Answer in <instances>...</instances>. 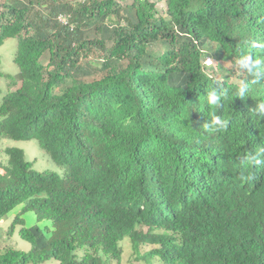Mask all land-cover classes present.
Masks as SVG:
<instances>
[{
  "label": "trees",
  "instance_id": "trees-1",
  "mask_svg": "<svg viewBox=\"0 0 264 264\" xmlns=\"http://www.w3.org/2000/svg\"><path fill=\"white\" fill-rule=\"evenodd\" d=\"M10 37L23 82L0 100V220L24 203L51 225L21 227L31 249L0 244V264H106L125 236L165 264H264V0H5ZM245 52L262 60L255 83ZM211 115L227 127L207 130ZM4 138L37 139L65 170L18 147L2 161Z\"/></svg>",
  "mask_w": 264,
  "mask_h": 264
},
{
  "label": "rangeland",
  "instance_id": "rangeland-1",
  "mask_svg": "<svg viewBox=\"0 0 264 264\" xmlns=\"http://www.w3.org/2000/svg\"><path fill=\"white\" fill-rule=\"evenodd\" d=\"M5 0H0V11L2 7V3ZM63 1V0H60ZM72 1L73 3L77 1H83V0H65V2ZM155 1V0H154ZM166 8L165 1H159L158 2V10L159 13L164 14ZM87 30V29H86ZM17 38L10 37L7 38L4 41V44L0 46V58H1V70L6 73L7 75H10L11 78H8L6 76H0V100L2 97L9 92L10 90L14 89L16 86L15 84H11L12 79H14V75L18 74V65L15 62V55L17 50ZM157 49H163L161 45L154 47ZM50 54L49 52H45V54L42 57V61L47 63L49 60ZM83 61H94L92 59V56L90 58L82 59ZM210 59H208L209 61ZM214 61V59H213ZM218 61V60H216ZM215 62V61H214ZM101 63V62H100ZM98 64V70L92 73L91 75L85 76V79H93V78H100L102 76V72L100 70V65ZM232 61H224L223 67L224 69L220 70L219 75L221 74L226 75L228 73V68L232 67V69L236 68V65ZM93 67L95 64L92 65ZM213 67H215V64H213ZM240 78L238 76L231 75V81H238ZM17 85H20V82L17 83ZM18 147L24 150L27 160L33 161V166L38 171H57L61 173L65 170L64 166H61L57 164L51 156L39 145V142L37 139H29V140H15L11 138H5L2 141V147ZM1 160L5 161L6 156L4 154L1 155ZM24 203H21L17 205L9 214L0 220V244L1 246H7L13 244L14 247L29 251L32 247V244L24 240L19 235V229L21 227H32V226H39L41 228H46L51 225V221L48 219L39 220L37 217V214L33 210H23ZM20 214L22 218V224H18L16 227V230L12 233L10 231V226L16 217V215ZM121 246L123 249V253L121 258L114 259L110 258L106 255H103L106 264H165L158 256L146 254L147 251H150L152 248L156 247L157 245H148L144 244L140 247L139 250H134L132 247V242L130 237H125L121 241ZM41 264H59V261L55 259L48 260Z\"/></svg>",
  "mask_w": 264,
  "mask_h": 264
},
{
  "label": "clouds",
  "instance_id": "clouds-1",
  "mask_svg": "<svg viewBox=\"0 0 264 264\" xmlns=\"http://www.w3.org/2000/svg\"><path fill=\"white\" fill-rule=\"evenodd\" d=\"M58 18H59V20L63 23V24H65V25H67V24H69V25H71V27H72V24L70 23V21H69V15L67 14V13H61V14H59L58 15ZM17 51V50H16ZM16 56V55H15ZM208 59H210L209 61H208ZM16 62V61H15ZM206 63L207 64H214V61H213V58H211L210 56H207L206 57ZM237 64L239 65V67H241V68H244V69H247L248 70V72L250 73V74H253V76L255 77V80H253V83H255L256 82V80L257 79H259V75H258V73H259V71H260V69H258L257 68V66H260V65H262V60L260 59V58H257V59H253V57H252V55L251 54H249V53H247V52H245L239 59H238V61H237ZM18 69H19V67H18ZM254 69H257V71L254 73L253 72V70ZM19 72V71H18ZM5 74V76L6 77H8V78H11L10 77V75H7L6 73H4ZM17 75L18 74H16V76L14 75V79H12V82H11V84H15V88L14 89H12V90H15V89H17L18 87H20V85H21V83L23 82L22 81V79H19L18 77H17ZM18 82H20V85H17V83ZM246 89H247V86L246 85H243V84H241L239 87H238V89H237V91H236V93H235V96L236 97H241V98H243V97H245L246 95H248V93H247V91H246ZM224 99H226V97H223ZM221 99H222V96L221 95H218L215 91H211L210 93H209V95H208V98H207V100H208V104L210 105V106H216V107H220V102H221ZM251 112L254 114V115H257V116H264V100H262V101H258L257 102V105H256V107L254 108V109H252L251 110ZM212 116V122H211V124L210 125H205V128L207 129V130H209V131H219V130H222L223 128H226L227 127V125H228V121L227 120H225V119H223V118H221L219 115H211ZM5 139V138H4ZM3 141V140H2ZM39 142V141H38ZM40 145V144H39ZM8 147H10V146H8ZM42 147V146H41ZM7 148V147H6ZM6 148H3L2 147V142H1V149H2V152H1V155L2 154H5L4 153V149H6ZM264 154V152L262 151V150H259V154H258V156H259V161L257 162V164H259L260 163V159H261V156ZM26 156V155H25ZM254 159V158H253ZM30 161V160H29ZM33 162V161H32ZM256 164V165H257ZM34 167V166H33ZM0 172H1V170H0ZM24 206H25V204L23 205V210H24ZM18 215H20V214H18ZM17 216V215H16ZM21 217V216H20ZM5 218V217H4ZM14 220H15V218H14ZM18 224H22L21 222H18L17 224H16V227H17V225ZM16 227H15V230H16ZM24 227V226H23ZM21 229V228H20ZM19 229V230H20ZM147 228H145V230H146ZM20 235V234H19ZM125 237H127V236H125ZM124 237V238H125ZM128 237H130V236H128ZM123 238V239H124ZM122 239V240H123ZM131 239V238H130ZM121 240V241H122ZM132 242V241H131ZM121 244V243H120ZM144 245V244H143ZM148 245H152V244H148ZM132 247H133V245H132ZM155 248V247H154ZM121 249H122V246H121ZM153 249V248H152ZM122 253H123V249H122ZM121 256H122V254H121ZM113 258V257H112ZM121 258V257H120ZM119 258V259H120ZM114 259H117V258H114ZM118 259V260H119ZM56 260V259H55ZM58 261V260H57Z\"/></svg>",
  "mask_w": 264,
  "mask_h": 264
}]
</instances>
